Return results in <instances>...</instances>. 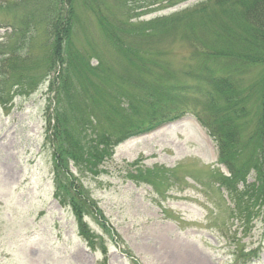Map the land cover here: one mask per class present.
Listing matches in <instances>:
<instances>
[{
	"label": "rangeland",
	"instance_id": "1",
	"mask_svg": "<svg viewBox=\"0 0 264 264\" xmlns=\"http://www.w3.org/2000/svg\"><path fill=\"white\" fill-rule=\"evenodd\" d=\"M200 1L138 0L123 15L120 8L107 10L115 0H101L106 15L130 22L120 41L107 37L83 3L63 79L46 71L41 32L10 36L5 14L31 10L37 0H0V82L8 79L0 87V264H264V217L243 222L229 212L217 184L225 169L216 162V144L190 114L122 139L97 169L68 159L62 179L74 178L97 206L83 217L97 238L92 246L79 233L67 196L55 195L64 160L58 139L78 156V145L94 144L105 128L201 112L210 103L203 89L178 105L162 92L188 83L186 72L195 66L200 72L201 47L228 45L223 37L212 41L223 19L232 31L241 27L212 16V7L174 16ZM170 16L180 18L154 23ZM12 49H29L28 68L14 65V52L3 58ZM211 66L222 72L221 62ZM169 70L176 74L171 79L164 75ZM262 72L254 65L241 76L242 88L253 93L252 120ZM15 78L18 84L7 91Z\"/></svg>",
	"mask_w": 264,
	"mask_h": 264
},
{
	"label": "trees",
	"instance_id": "2",
	"mask_svg": "<svg viewBox=\"0 0 264 264\" xmlns=\"http://www.w3.org/2000/svg\"><path fill=\"white\" fill-rule=\"evenodd\" d=\"M134 1L138 0H115L112 6L106 8L110 12L114 11L112 8H120L124 15ZM146 1L149 0H142V3ZM83 3L87 5L89 15L98 18L101 29L106 32L109 39L120 41L124 37L123 34L128 27L126 24L130 22L123 17L106 15L101 8V0H37V7L31 10L5 14L9 21L7 26L15 34L10 36L16 38L41 32L43 38L41 58H48L45 65L48 75L55 76L60 73L65 79L67 74L64 71L71 55L72 39L74 36L78 38L76 29L81 24L77 11ZM6 7L1 6V9ZM209 7L215 8L212 16L229 17L240 22V29L230 30L226 19H223L212 41L215 42L223 37L228 45L225 48L201 47L200 72L196 73L195 66L192 71L186 72V77L190 79L188 83L174 84L173 88L165 86L168 91L162 92L178 105L183 103L192 92L203 89L210 103L204 105L203 111L194 113L216 144L217 162L226 168L227 175L219 172L220 176L217 180L233 205L231 213L246 222L254 215L264 217V0H204L182 9L174 16L186 12L195 13L198 10L204 12ZM174 16H170V19L158 18L154 23L164 25L168 21L180 18L174 19ZM11 52H14L16 67L28 68L31 64L29 49H12L1 54L3 58L10 57ZM219 62H221L219 67L221 73L216 66H211L212 63ZM254 65H261L263 72L260 81L261 90L257 96V115L252 120L254 111L249 100L250 98L254 100L253 93L249 88H242L241 76L244 70H249ZM141 66H144L143 62ZM164 75L167 79H171L176 74L169 70ZM7 80V78L2 80L0 87L5 86ZM18 81L16 78L13 79L7 88L15 87ZM63 87V84H60L59 90ZM58 92L56 91V100L59 99ZM151 109L153 107L149 110ZM179 116L180 112H176L133 125H129L125 120L95 135L94 144L88 142L79 144L78 156L61 146V138L57 140L64 160L61 163V176L56 177L55 180V195L58 196V193L63 192L67 196V205L71 207L78 220V231L85 237L89 246H92V241L97 238L89 232L83 217L85 214H92L93 210L94 212L98 210L96 204L92 205L87 191L84 193L82 186L75 184L74 178L65 181L62 179L69 174L68 159L73 160L78 166L84 163L86 169H97L103 158L109 155L113 147L123 141L122 139L148 132ZM240 136L246 139L241 140ZM87 155L91 157V161L83 159L81 163L80 159ZM101 249L105 251L104 244Z\"/></svg>",
	"mask_w": 264,
	"mask_h": 264
}]
</instances>
